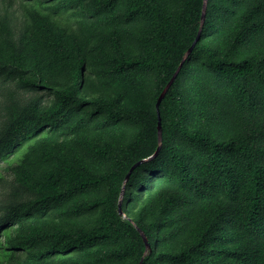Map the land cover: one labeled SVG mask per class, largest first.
Returning <instances> with one entry per match:
<instances>
[{
	"label": "trees",
	"instance_id": "obj_1",
	"mask_svg": "<svg viewBox=\"0 0 264 264\" xmlns=\"http://www.w3.org/2000/svg\"><path fill=\"white\" fill-rule=\"evenodd\" d=\"M203 7L0 0V264H264V0Z\"/></svg>",
	"mask_w": 264,
	"mask_h": 264
},
{
	"label": "water",
	"instance_id": "obj_2",
	"mask_svg": "<svg viewBox=\"0 0 264 264\" xmlns=\"http://www.w3.org/2000/svg\"><path fill=\"white\" fill-rule=\"evenodd\" d=\"M206 4H207V0H204V7H203V13H202V25H203V23H204V19H205ZM199 35H200V32H199V34H198L196 40H195L194 43L192 44V46L189 48V50H188L187 53L185 54L184 59H185L186 56L192 51V49H193V47H194V45H195V42H196L197 39L199 38ZM184 59H183V60H184ZM182 63H183V61H182ZM182 63H181V65L179 66V68L176 70L175 74L172 76V78L170 79V81L167 83V85L165 86V88H164L163 91L161 92V94H160V96L158 97V100H157V102H156V108H157V113H158V117H159V121H158V130H159L158 132H159V133H158V135H159V141H160V143L162 142V134H161L162 122H161L160 108H159V107H160V103H161L162 99L164 98V96L166 95L168 89L170 88V86H171L172 83L174 82V80H175V78H176V76H177V73H178L179 69H180L181 66H182ZM160 147H161V145L159 144V146H158L156 152H155L151 157H149V158H152L153 156L157 155L158 152H159V150H160ZM141 162H142V160L138 161L137 163H135V164L132 166V168H131L130 172L127 174V177H126V178L129 177L131 171L135 168V166L138 165V164H140ZM123 192H124V189H123V191H122V194H123ZM121 201H122V200L120 199L119 205H121ZM143 236H144V239H145V241H146L147 246H149V243L147 242V238L145 237L144 234H143ZM139 264H142V261H141Z\"/></svg>",
	"mask_w": 264,
	"mask_h": 264
},
{
	"label": "rangeland",
	"instance_id": "obj_3",
	"mask_svg": "<svg viewBox=\"0 0 264 264\" xmlns=\"http://www.w3.org/2000/svg\"><path fill=\"white\" fill-rule=\"evenodd\" d=\"M0 177H4L5 179L8 178V171L5 168V163L3 161L0 162ZM3 182L0 180V191L3 189L2 187ZM1 193H0V200H1Z\"/></svg>",
	"mask_w": 264,
	"mask_h": 264
}]
</instances>
